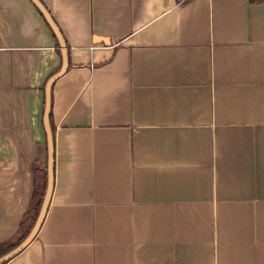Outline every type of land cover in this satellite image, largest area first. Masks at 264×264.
Wrapping results in <instances>:
<instances>
[{
  "label": "crops",
  "instance_id": "obj_1",
  "mask_svg": "<svg viewBox=\"0 0 264 264\" xmlns=\"http://www.w3.org/2000/svg\"><path fill=\"white\" fill-rule=\"evenodd\" d=\"M42 2L69 62L54 187L5 264H264V2ZM61 65L40 9L0 0V244L47 170Z\"/></svg>",
  "mask_w": 264,
  "mask_h": 264
},
{
  "label": "water",
  "instance_id": "obj_2",
  "mask_svg": "<svg viewBox=\"0 0 264 264\" xmlns=\"http://www.w3.org/2000/svg\"><path fill=\"white\" fill-rule=\"evenodd\" d=\"M37 8L40 9L42 14L45 16L46 20L48 21L49 25L53 29L54 33L56 34L60 45H61V54H62V65L58 72L53 74L47 81L45 86V109H44V124L46 128V134H47V150H48V167H47V174H48V180H47V188L45 192V196L41 205V208L39 210V213H37V216L35 218V221L29 230V232L26 234V236L22 239L20 243H18L15 247L10 249L9 251L3 253L0 255V264H3L7 260H9L11 257L19 253L36 235L37 231H39L44 218L46 216L52 191L54 187V137H53V131L50 123V115H51V85L52 82L57 79L60 75H62L66 68L68 67V52L66 47V41L64 39V36L55 22L54 18L52 17L50 11L48 8L44 5V3L41 0H30ZM98 42L105 41L108 42L107 39L99 37L97 38Z\"/></svg>",
  "mask_w": 264,
  "mask_h": 264
},
{
  "label": "trees",
  "instance_id": "obj_3",
  "mask_svg": "<svg viewBox=\"0 0 264 264\" xmlns=\"http://www.w3.org/2000/svg\"><path fill=\"white\" fill-rule=\"evenodd\" d=\"M249 1L251 3L264 2V0H249ZM50 123H51L52 131L54 132V125L52 123V113L50 115ZM47 180H48V174H47V170H45L42 176V183H40L37 186L35 185V187L33 188L31 201L29 203L27 212L19 226L17 233L11 239L0 244V255L9 251L13 247H15L18 243H20L31 229L35 221V218L37 216V213H39V210L41 208L45 196V192L47 188ZM3 264H5V262Z\"/></svg>",
  "mask_w": 264,
  "mask_h": 264
}]
</instances>
